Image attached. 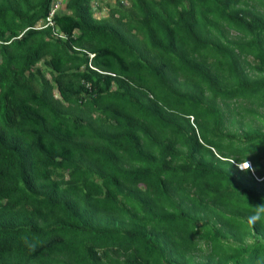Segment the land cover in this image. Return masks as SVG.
Masks as SVG:
<instances>
[{"label": "trees", "instance_id": "1", "mask_svg": "<svg viewBox=\"0 0 264 264\" xmlns=\"http://www.w3.org/2000/svg\"><path fill=\"white\" fill-rule=\"evenodd\" d=\"M51 1L0 0V264H264V0Z\"/></svg>", "mask_w": 264, "mask_h": 264}, {"label": "crops", "instance_id": "2", "mask_svg": "<svg viewBox=\"0 0 264 264\" xmlns=\"http://www.w3.org/2000/svg\"><path fill=\"white\" fill-rule=\"evenodd\" d=\"M56 1L57 2H63V5H62V8L61 9H55V11L56 12H60V10H62L63 9V6H64V3H65V1L66 0H53V1H51V4H50V10H52V8L54 7V4L56 3ZM99 2H100V0H93L92 2H91V6H92V11H93V13H92V15H93V17L95 18V19H100V18H103V17H105V16H101V15H99L101 12H102V8L104 7L105 9H106V12H107V7L105 6L107 3H104V6H101V4H99ZM109 4H111V3H109ZM124 5H127V3L125 2L124 3ZM60 38H62L63 39V37H64V35H62V33H60ZM88 57H89V59L92 57V55H90V54H88Z\"/></svg>", "mask_w": 264, "mask_h": 264}, {"label": "rangeland", "instance_id": "3", "mask_svg": "<svg viewBox=\"0 0 264 264\" xmlns=\"http://www.w3.org/2000/svg\"><path fill=\"white\" fill-rule=\"evenodd\" d=\"M112 2H113V0H100L99 4H101V6H104V3H107L108 4V3H112ZM54 5L55 6L52 8V10H55V9L56 10L57 9L59 10V9L62 8L63 2H57L56 1V3ZM261 13L264 14V8H262V12ZM99 15H101V16H105L106 15V9L104 7L102 8V12ZM243 166H241V167H243Z\"/></svg>", "mask_w": 264, "mask_h": 264}, {"label": "clouds", "instance_id": "4", "mask_svg": "<svg viewBox=\"0 0 264 264\" xmlns=\"http://www.w3.org/2000/svg\"><path fill=\"white\" fill-rule=\"evenodd\" d=\"M53 33H56V34H58V35H60V33L57 31V30H53V32H52V34ZM54 36V35H53ZM54 37H58V36H54ZM61 36H59V38H60ZM92 70H95L94 68H92ZM96 71V70H95ZM99 72V71H98ZM99 73H101V72H99ZM103 74H108V75H110V76H113L112 74H110V73H103ZM244 165V166H243ZM245 165H247L246 163H243V164H240V165H238V167L240 168V169H243V168H245V167H247V166H245ZM241 166H243V167H241ZM253 219V221H255L256 219H259V217H253L252 218Z\"/></svg>", "mask_w": 264, "mask_h": 264}, {"label": "built area", "instance_id": "5", "mask_svg": "<svg viewBox=\"0 0 264 264\" xmlns=\"http://www.w3.org/2000/svg\"><path fill=\"white\" fill-rule=\"evenodd\" d=\"M54 11H55V10H51L50 13H49V15H48V17H47L46 20H45V21L47 22L48 25H52V24H51V20H50V18H51V16H52V14H53ZM53 35H54V36H58V37L60 36V35H58V34H56V33H53Z\"/></svg>", "mask_w": 264, "mask_h": 264}, {"label": "bare ground", "instance_id": "6", "mask_svg": "<svg viewBox=\"0 0 264 264\" xmlns=\"http://www.w3.org/2000/svg\"><path fill=\"white\" fill-rule=\"evenodd\" d=\"M53 1V0H52ZM55 6V5H54ZM57 6V5H56ZM68 12V11H67ZM54 28V27H53ZM23 31V30H22ZM19 37V36H18ZM64 38V37H63ZM10 39V38H9Z\"/></svg>", "mask_w": 264, "mask_h": 264}, {"label": "snow or ice", "instance_id": "7", "mask_svg": "<svg viewBox=\"0 0 264 264\" xmlns=\"http://www.w3.org/2000/svg\"><path fill=\"white\" fill-rule=\"evenodd\" d=\"M245 166H247V165H245Z\"/></svg>", "mask_w": 264, "mask_h": 264}]
</instances>
